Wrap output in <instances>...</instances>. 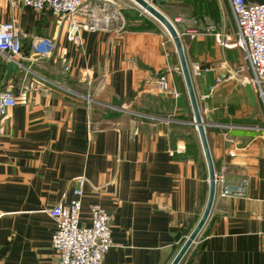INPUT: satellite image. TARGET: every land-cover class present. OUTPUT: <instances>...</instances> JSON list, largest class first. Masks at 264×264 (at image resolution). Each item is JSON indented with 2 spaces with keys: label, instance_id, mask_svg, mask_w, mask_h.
Wrapping results in <instances>:
<instances>
[{
  "label": "crops",
  "instance_id": "obj_1",
  "mask_svg": "<svg viewBox=\"0 0 264 264\" xmlns=\"http://www.w3.org/2000/svg\"><path fill=\"white\" fill-rule=\"evenodd\" d=\"M86 1L116 5L122 28L81 31L77 44L65 18L0 0V23H14L22 46L14 73L0 54V90L16 97L0 121V264L56 261L47 210L73 198L79 176L81 223L94 204L110 216L103 264H170L206 204L207 164L168 32L131 4L122 9L126 0ZM148 1L180 36L215 172L244 186L228 196L215 187L178 264H264V105L242 80V51L217 41L235 34L229 2ZM36 37L54 46L35 54ZM161 74L179 96L155 91Z\"/></svg>",
  "mask_w": 264,
  "mask_h": 264
},
{
  "label": "built area",
  "instance_id": "obj_2",
  "mask_svg": "<svg viewBox=\"0 0 264 264\" xmlns=\"http://www.w3.org/2000/svg\"><path fill=\"white\" fill-rule=\"evenodd\" d=\"M36 10H50L54 15L68 20L67 39L80 43L81 31H106L116 23L122 28L123 15L116 5H92L86 0H18ZM235 22L233 39L228 36L218 38L222 46L239 48L243 53L239 70L244 72L243 81L257 88L258 97L264 105V2L248 0H228ZM54 42L48 38L36 37L31 49L42 55ZM0 54L9 60H17L22 55V46L18 30L13 22L0 23ZM67 69V66L65 67ZM196 74L201 72L198 64L193 65ZM206 70V69H205ZM157 93L179 96L166 75H158L154 81ZM16 105V97L9 90H0V121L6 116L9 108ZM1 132V128H0ZM78 186L72 190L73 198L65 203L58 202L47 210L54 220V232L51 242L57 253L53 264H103L104 257L112 246L110 216L99 205L90 207L89 224H82L80 219L82 186L85 178H76ZM215 187L220 186V195H239L243 184L232 187L225 182L222 173L214 174ZM262 249L264 251V232Z\"/></svg>",
  "mask_w": 264,
  "mask_h": 264
},
{
  "label": "water",
  "instance_id": "obj_3",
  "mask_svg": "<svg viewBox=\"0 0 264 264\" xmlns=\"http://www.w3.org/2000/svg\"><path fill=\"white\" fill-rule=\"evenodd\" d=\"M134 3H136L139 7H141L145 12H147L149 15H151L154 19H156L168 32L170 38L172 39L175 50L179 59V64L182 72V76L184 79L186 91L190 100L192 113H193V122L195 124V127L198 131L201 146L203 149V153L205 156L206 164H207V170H208V194H207V200L204 207V210L192 229V231L189 233V235L186 237L182 245L180 246L178 252L170 262V264H178L182 257L185 255L186 251L189 249L197 235L199 234L200 230L202 229L204 223L206 222V219L209 215L210 209L212 207V203L214 200L215 195V183H214V166L212 163V159L210 156V151L208 148L205 132H204V126L202 124L200 111L198 108L196 96L194 94L193 86H192V80L190 76V71L188 68V64L185 59L184 50L182 46V42L180 39V36L175 29L172 22L160 11L158 8H156L153 4H151L148 0H132ZM18 69V63L14 60H9L6 64V70L7 72L14 73Z\"/></svg>",
  "mask_w": 264,
  "mask_h": 264
},
{
  "label": "rangeland",
  "instance_id": "obj_4",
  "mask_svg": "<svg viewBox=\"0 0 264 264\" xmlns=\"http://www.w3.org/2000/svg\"><path fill=\"white\" fill-rule=\"evenodd\" d=\"M130 4H131V6H133V7L136 8L137 10H139L141 13H143V14H145V15H147V16L150 17V15H149L147 12H145L141 7H139V6H138L136 3H134L132 0H126L125 3H122V9H125L126 11H130V8H129ZM120 11H121V10H120ZM121 13H122V11H121ZM151 18H152V17H151Z\"/></svg>",
  "mask_w": 264,
  "mask_h": 264
}]
</instances>
